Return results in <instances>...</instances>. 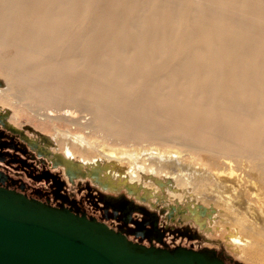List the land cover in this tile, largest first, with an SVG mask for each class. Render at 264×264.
<instances>
[{
	"label": "bare ground",
	"instance_id": "bare-ground-1",
	"mask_svg": "<svg viewBox=\"0 0 264 264\" xmlns=\"http://www.w3.org/2000/svg\"><path fill=\"white\" fill-rule=\"evenodd\" d=\"M0 77L3 107L52 125L51 162L110 164L111 193L181 210L190 181L214 211L185 219L234 225L235 252L264 264V0H0Z\"/></svg>",
	"mask_w": 264,
	"mask_h": 264
},
{
	"label": "water",
	"instance_id": "water-1",
	"mask_svg": "<svg viewBox=\"0 0 264 264\" xmlns=\"http://www.w3.org/2000/svg\"><path fill=\"white\" fill-rule=\"evenodd\" d=\"M0 264L228 263L214 249L134 241L96 218L0 185Z\"/></svg>",
	"mask_w": 264,
	"mask_h": 264
},
{
	"label": "flooded vegetation",
	"instance_id": "flooded-vegetation-1",
	"mask_svg": "<svg viewBox=\"0 0 264 264\" xmlns=\"http://www.w3.org/2000/svg\"><path fill=\"white\" fill-rule=\"evenodd\" d=\"M66 182L60 172L37 161L36 155L24 142L0 125L1 186L23 192L51 205L68 208L80 215L96 218L134 241L169 248H194L183 244L184 239L190 241L196 238L197 232L189 227L169 226L158 212L147 206L125 196H111L94 191L89 183L80 185L79 194L71 193ZM216 254L219 255L218 252ZM225 260L228 264H235Z\"/></svg>",
	"mask_w": 264,
	"mask_h": 264
},
{
	"label": "rangeland",
	"instance_id": "rangeland-1",
	"mask_svg": "<svg viewBox=\"0 0 264 264\" xmlns=\"http://www.w3.org/2000/svg\"><path fill=\"white\" fill-rule=\"evenodd\" d=\"M0 79H1L0 80V86H1L3 84V79L1 77ZM0 125L5 127L11 133H14L22 142H24L28 146L30 151L36 155L37 161H40L41 163H46L53 171L60 172L63 175V177L66 179L67 181L66 185L71 193L79 194L80 185L89 183L91 187L94 188L93 189L94 191L106 193L109 195L114 194V195L125 196L128 199L137 201V203L143 204L148 208L158 212L161 215V219L169 226L189 227L191 230L197 232L196 238L190 239V241L184 239L183 240L184 245H192L194 246V248L202 247V248L214 249L216 252L219 253L221 257H223L224 259H228L229 261H233V262L237 261L243 264H258L256 262L247 260L245 256H243L244 255L243 252L241 253L235 252L234 247H236L237 243H234V241H230L228 235L231 230L235 229L233 227L234 225H229L226 223L227 226H224L223 220L221 218H218L214 223H211L213 227L212 230L202 231L199 228V226L195 224V222L191 217L190 219H185L184 214H186L187 212L190 215L196 214V212H198L200 215L207 218L211 216L210 213L211 209L212 212L214 211V207L212 208L210 206L213 205V201H212L213 195L212 196L209 195L210 193H208L202 188L201 189L195 188L194 184L190 183V181L186 183L185 187L189 193L188 195L191 198H195L197 202L195 201L192 202L189 199L181 201L182 204L184 205V208L182 210L181 208H179L177 201H175V199L173 198H170L167 192L163 193L161 197L149 199L145 196L144 193L145 189L142 188V186H141V193L143 196L141 200L135 198L134 195L135 189L133 187L132 189L126 187L128 184L123 188V191L111 193L107 189L109 185V181L106 180L104 181L103 179H101L102 178L101 175L103 171H106L105 173L109 175L108 170L109 168H111L110 164H108V166L107 164L104 165L98 164L97 167L91 168L89 170L80 168L78 170L74 169V171L68 172L67 170H64L61 163L59 165L57 164L62 161L61 155H59L60 157L56 160L57 162L55 163L51 162V160L46 156V153L47 152L49 153L50 150H54L56 147L55 140L52 137H50L51 135L52 136L54 135L53 133H55V131L52 129L53 128L52 125L50 127V131L45 130L43 128L44 126L43 120L40 117H38L34 112L29 110H24L21 108L19 109V111H17V114L15 115L13 109L3 107V104L0 103ZM84 130L86 131L87 129ZM96 136H99L98 140L99 142H102L104 137L101 136L99 133L96 134ZM129 142L132 143L129 144ZM129 142L126 141L124 146L127 147V149L129 148L128 150H131L133 148L135 149L138 147L140 148V147H149V146H159L157 144H150L148 142L146 143V141L143 142V141L131 140ZM105 144L107 145V147H110L114 152L116 151L117 148L123 147V146L119 147L121 145L118 140H113L111 138H107ZM173 148L175 149L177 147H171V149ZM80 160H81V156L77 155L76 163L78 164ZM167 180L169 181L170 184L171 179H167ZM167 180L158 181L157 186H159L160 189H162V192H164L165 186L168 185ZM240 247L243 249L246 248L245 243H242Z\"/></svg>",
	"mask_w": 264,
	"mask_h": 264
}]
</instances>
